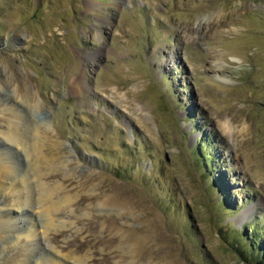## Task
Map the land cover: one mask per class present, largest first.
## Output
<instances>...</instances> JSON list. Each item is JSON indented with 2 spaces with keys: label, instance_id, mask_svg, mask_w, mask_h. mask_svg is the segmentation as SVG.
<instances>
[{
  "label": "rangeland",
  "instance_id": "374dc122",
  "mask_svg": "<svg viewBox=\"0 0 264 264\" xmlns=\"http://www.w3.org/2000/svg\"><path fill=\"white\" fill-rule=\"evenodd\" d=\"M251 241L264 0H0V264H251Z\"/></svg>",
  "mask_w": 264,
  "mask_h": 264
},
{
  "label": "trees",
  "instance_id": "16d2710c",
  "mask_svg": "<svg viewBox=\"0 0 264 264\" xmlns=\"http://www.w3.org/2000/svg\"><path fill=\"white\" fill-rule=\"evenodd\" d=\"M188 115H189V113H188ZM188 115H186V118H189ZM207 139H208V136L206 137L205 135L202 138V140L198 139L197 140V143L195 144V146H197L196 148L197 149L198 148L204 149L206 147L207 142H208ZM205 153H206L205 154V157H206L205 163L208 164L210 162L209 161L210 151H208L206 149L205 150ZM249 226L252 227L253 232L255 233L256 228L254 227V225H249ZM255 236H259V235L257 234ZM250 245H251V248H250V251H249V255H248V253L246 255L244 254L243 255V258L245 260H247L251 264H264V252H261L259 250L260 249V246L258 244H256L255 241H251Z\"/></svg>",
  "mask_w": 264,
  "mask_h": 264
},
{
  "label": "bare ground",
  "instance_id": "6f19581e",
  "mask_svg": "<svg viewBox=\"0 0 264 264\" xmlns=\"http://www.w3.org/2000/svg\"><path fill=\"white\" fill-rule=\"evenodd\" d=\"M22 136H23V135L21 134V135H20V138H21ZM16 141H17L18 145L21 146L26 152L28 151V150H27V149H28V146L24 145V144H25V141H24L23 139H18V138H17ZM35 146H36V145H35ZM42 146H43V145H41V146H39V147L36 146V149L38 148L39 150H41ZM49 153H51V151H48V154H49ZM5 167H9V166H8V165H5ZM10 172H11V171H10ZM17 177H18V176H17ZM20 180H22L21 177H20Z\"/></svg>",
  "mask_w": 264,
  "mask_h": 264
}]
</instances>
